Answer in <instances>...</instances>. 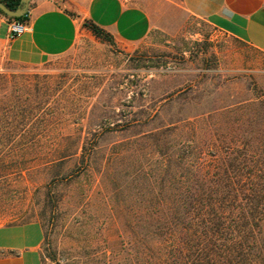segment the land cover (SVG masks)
Masks as SVG:
<instances>
[{
    "label": "rangeland",
    "instance_id": "rangeland-1",
    "mask_svg": "<svg viewBox=\"0 0 264 264\" xmlns=\"http://www.w3.org/2000/svg\"><path fill=\"white\" fill-rule=\"evenodd\" d=\"M151 14L141 40L83 25L38 65L0 43V99L39 112L24 130L43 142L0 183V264L20 251L33 264H171L167 216L184 186L264 169V50L175 3Z\"/></svg>",
    "mask_w": 264,
    "mask_h": 264
},
{
    "label": "trees",
    "instance_id": "trees-1",
    "mask_svg": "<svg viewBox=\"0 0 264 264\" xmlns=\"http://www.w3.org/2000/svg\"><path fill=\"white\" fill-rule=\"evenodd\" d=\"M1 1L12 9L20 5V0ZM0 13L7 16L1 10ZM7 17L20 21L27 19L25 14ZM83 25L96 37L112 40L111 34L97 25L87 21ZM18 99L19 95L13 104L6 102L5 94L0 99V183L23 172L16 164L23 163L24 158L16 153L43 144L39 135L24 130L30 122L40 118V113H31L29 117L16 106ZM206 182L203 186H184L186 198L171 201L174 208L188 209L184 211L182 207L179 214L174 212L167 216L170 255L167 262L264 264V169L250 168L235 173L227 166L211 173ZM5 206V201L0 200V213Z\"/></svg>",
    "mask_w": 264,
    "mask_h": 264
},
{
    "label": "crops",
    "instance_id": "crops-1",
    "mask_svg": "<svg viewBox=\"0 0 264 264\" xmlns=\"http://www.w3.org/2000/svg\"><path fill=\"white\" fill-rule=\"evenodd\" d=\"M30 0L27 30L8 39L11 21L0 13V43L13 62L38 65L67 52L76 42L83 22L97 25L116 40L132 43L153 27L151 9L175 3L185 12L205 19L227 34L264 50V0ZM37 225L34 222L19 225ZM42 237L31 247L36 250ZM12 248V247H10ZM33 264L20 251L14 264Z\"/></svg>",
    "mask_w": 264,
    "mask_h": 264
},
{
    "label": "built area",
    "instance_id": "built-area-1",
    "mask_svg": "<svg viewBox=\"0 0 264 264\" xmlns=\"http://www.w3.org/2000/svg\"><path fill=\"white\" fill-rule=\"evenodd\" d=\"M29 10L25 12V16L27 17L26 20H11L8 24V39H14L15 37L22 34L24 31L27 30L28 26V19H29Z\"/></svg>",
    "mask_w": 264,
    "mask_h": 264
},
{
    "label": "water",
    "instance_id": "water-1",
    "mask_svg": "<svg viewBox=\"0 0 264 264\" xmlns=\"http://www.w3.org/2000/svg\"><path fill=\"white\" fill-rule=\"evenodd\" d=\"M30 0H20V5L15 9L7 7L1 0H0V10L10 17H19L25 14L28 9V4Z\"/></svg>",
    "mask_w": 264,
    "mask_h": 264
}]
</instances>
